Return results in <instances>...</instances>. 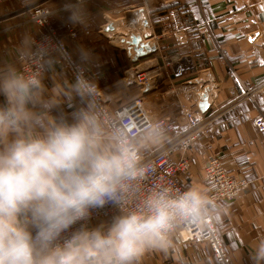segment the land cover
Returning a JSON list of instances; mask_svg holds the SVG:
<instances>
[{"label": "crops", "instance_id": "1", "mask_svg": "<svg viewBox=\"0 0 264 264\" xmlns=\"http://www.w3.org/2000/svg\"><path fill=\"white\" fill-rule=\"evenodd\" d=\"M64 2L8 0L0 6V66L12 64L20 72L19 57L33 53L41 32L31 13L43 5L112 111L142 98L151 115L174 120L179 132L186 128L188 112L205 119L210 136L190 149L191 168L183 182L202 193V214L212 217L234 263L252 264L250 254L264 239V133L254 123L264 114V0H82V24L68 21ZM114 7H141L142 13L111 21ZM145 26L147 32L141 29ZM25 38L31 48L24 47ZM150 42L153 46L145 48ZM84 51L88 56L81 60ZM45 66V96L66 115L92 111L109 138L86 98L74 91L66 68L53 56ZM134 69L145 71L151 84L125 81ZM168 139L164 130H152L136 144L148 155ZM212 159H220L231 175L248 179L250 188L231 202L210 201L214 185L205 169ZM110 221L95 220L91 226ZM168 241L166 250L146 251L139 264H219L206 242H186L177 234Z\"/></svg>", "mask_w": 264, "mask_h": 264}, {"label": "clouds", "instance_id": "2", "mask_svg": "<svg viewBox=\"0 0 264 264\" xmlns=\"http://www.w3.org/2000/svg\"><path fill=\"white\" fill-rule=\"evenodd\" d=\"M63 7L70 23L84 22L82 0ZM73 89L81 99L97 91L83 76ZM0 98V264H139L146 251L168 248L174 224L198 218L200 191L162 189L142 209L90 226L96 210L121 206L146 172L131 137L125 130L106 138L87 108L66 115L39 74L12 64L0 66ZM250 260L264 264V239Z\"/></svg>", "mask_w": 264, "mask_h": 264}, {"label": "built area", "instance_id": "3", "mask_svg": "<svg viewBox=\"0 0 264 264\" xmlns=\"http://www.w3.org/2000/svg\"><path fill=\"white\" fill-rule=\"evenodd\" d=\"M7 1L0 0V6ZM52 14L51 10L43 5L33 9L31 21L41 29V32L34 40L33 53L29 56L21 55L19 57L20 72L24 74L36 73L42 78L46 74V59L52 56L56 57L57 61L66 68L74 83L77 76H83L96 86L97 91L91 97H86V100L105 126L109 137L115 132L126 130V135L131 137L137 146V139L152 130H164L169 135L168 141L162 147L148 155L138 148L139 162L142 167L146 168L145 174L131 182L127 193H125V202L121 206L108 205L102 210H96L93 213L90 226L95 220H108L117 214L142 209L145 199L157 190L168 189L173 195L188 190L183 181L185 174L191 168L189 151L194 144L204 141L210 136L206 120L194 112H188L186 128L179 132L174 120L156 118L151 115L142 98L112 111L106 104L101 88L91 80L85 66L76 59L66 40L55 27ZM70 34L72 37L77 36L75 31H71ZM37 49L40 50L39 55L36 54ZM124 79L128 83L140 87L151 84L148 74L136 69L125 75ZM254 123L259 132L264 133V114L261 113ZM205 171L208 179L214 185L209 196L212 202L234 201L250 188L248 179L231 175L220 159L209 161ZM175 234L186 242L208 243L219 264H235L212 217L203 215L202 208L198 218L174 224L167 238Z\"/></svg>", "mask_w": 264, "mask_h": 264}, {"label": "bare ground", "instance_id": "4", "mask_svg": "<svg viewBox=\"0 0 264 264\" xmlns=\"http://www.w3.org/2000/svg\"><path fill=\"white\" fill-rule=\"evenodd\" d=\"M141 13H142L141 7H130V8L122 9L119 12H116L114 14H111L109 16V19L111 21H113V20L116 21L117 19H120V18H126V17L131 18L133 16H138L139 14L141 15ZM129 28H131V27H129ZM150 46H153V43L150 42L148 44H145V48H149Z\"/></svg>", "mask_w": 264, "mask_h": 264}, {"label": "rangeland", "instance_id": "5", "mask_svg": "<svg viewBox=\"0 0 264 264\" xmlns=\"http://www.w3.org/2000/svg\"><path fill=\"white\" fill-rule=\"evenodd\" d=\"M114 8H116V7H114ZM121 9H114V11L113 12H111V13H116V12H119ZM52 12V11H51ZM115 23V22H114ZM131 28H133L134 29V27H131ZM141 29L143 30V31H148V29H147V26H145L144 28H142L141 27ZM150 41V40H149ZM146 42H148V41H146Z\"/></svg>", "mask_w": 264, "mask_h": 264}, {"label": "trees", "instance_id": "6", "mask_svg": "<svg viewBox=\"0 0 264 264\" xmlns=\"http://www.w3.org/2000/svg\"><path fill=\"white\" fill-rule=\"evenodd\" d=\"M70 51H71V49H70ZM72 52V51H71Z\"/></svg>", "mask_w": 264, "mask_h": 264}]
</instances>
